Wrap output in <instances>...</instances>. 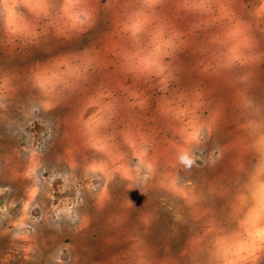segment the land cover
I'll return each mask as SVG.
<instances>
[{"label":"clouds","instance_id":"1","mask_svg":"<svg viewBox=\"0 0 264 264\" xmlns=\"http://www.w3.org/2000/svg\"><path fill=\"white\" fill-rule=\"evenodd\" d=\"M164 2L122 0L117 27L123 43L114 54L119 57L121 71L134 80L156 79L167 85L175 78L172 61L176 54L197 33L204 34L197 45L204 57L202 71L223 79L233 89L242 112L239 128L243 136L235 143H222L211 167L219 166L233 148L239 147L249 156L247 162L233 161L237 178L225 214L218 218L205 207L203 191L186 178L190 145L221 129L227 119L225 105L200 88L164 99L161 112L173 122L176 137L175 150L168 156L163 150H153V141L143 133L114 128L121 104L113 89L105 85L85 95L72 115L70 125L78 144L69 141L64 157L67 169L56 174L64 192L80 186L79 170L89 195L88 206L81 208L76 199H64L54 212L71 220L76 233L89 228L92 213L106 214L107 230L126 244L107 264H258L264 256V102L250 95V90L257 86V70L264 66V0L246 10L238 7L239 0H174L179 12L194 17L186 32L161 13ZM94 12L92 0H0V45L16 49L38 44L50 29L57 36L82 31L91 24ZM96 65L97 55L89 50L32 65L26 80L34 95L23 114L28 116L33 108L47 112L65 102ZM16 80L15 73L0 72L2 125L16 123L9 113ZM128 95L143 106L139 93ZM81 150L88 155L78 159ZM8 159L5 157V162ZM40 168L41 154L33 146L23 170V176L33 182L29 200L39 191ZM96 178L99 186H95ZM127 189H139L148 197L143 209H134L129 196L117 197L118 191ZM207 191H214L213 185L208 184ZM154 192L165 194L187 210L186 218L176 217L190 226L178 256L159 258L145 240L154 220ZM27 210L25 202L24 214L15 222L19 230L14 236L21 241L31 239L22 227ZM134 212L137 223L129 225ZM57 262L61 264L59 258Z\"/></svg>","mask_w":264,"mask_h":264},{"label":"rangeland","instance_id":"2","mask_svg":"<svg viewBox=\"0 0 264 264\" xmlns=\"http://www.w3.org/2000/svg\"><path fill=\"white\" fill-rule=\"evenodd\" d=\"M92 2L94 18L82 31L57 36L50 29L38 44L16 49L0 45V72L15 73L17 77V91L9 110L16 123L11 126L0 124V264H58L57 258L61 264H70L73 258L74 264H107L112 255L126 247L122 237H116L115 233L107 230L106 214L96 216L92 213L94 219L89 228L76 233L71 220L54 212L64 199H76L81 208L88 206L89 195L83 189L84 181L79 170L76 176L80 186L70 187L64 192L60 190L62 181L56 174L67 169L64 157L69 141L78 144L70 125L71 117L82 98L100 85L113 89L121 104L114 128L117 131L129 128L143 133L153 141V150H163L168 156L175 150L176 137L172 131L173 122L161 112L164 99H175L182 91L200 88L207 91L214 101L225 105L227 119L221 129L190 145V171L186 177L196 190L203 191L206 197L204 206L218 218L227 210L237 178L233 161L239 158L247 162L249 159L237 147L219 166L211 167L222 143L232 144L243 136L239 128L242 112L233 89L223 79L202 71L204 57L197 45L204 34L197 33L189 40L188 46L176 54L172 61L175 78L167 85L158 83L156 79L137 81L121 71L119 57L114 54L123 43L117 27L122 0ZM256 2L239 0L238 7L246 10ZM159 10L182 31L186 32L194 23V17L177 10L174 0H165ZM261 47L264 48V37L261 38ZM85 50L94 52L98 58V65L89 69L87 79L54 109L45 112L33 108L25 116L23 113L34 95L26 80L29 68L57 55ZM257 77L258 84L250 90V95L264 102V66L257 70ZM132 91L139 93L142 107L128 95ZM33 146L41 154V168L37 173L39 191L29 200L33 182L23 176V170L27 153ZM83 155L88 153L81 150L77 158ZM5 157L10 159L5 162ZM208 184L213 185L214 191H207ZM95 186H99V178H96ZM116 195L129 196L134 209H143L148 200L139 189L121 190ZM152 201L154 220L145 240L159 258L178 256L190 233V226L176 217L186 218L187 210L163 193L154 192ZM25 202H28V210L22 227L30 235L29 241H21L14 236L19 230L15 222L24 214ZM136 223L134 212L129 225ZM258 264H264V256Z\"/></svg>","mask_w":264,"mask_h":264}]
</instances>
